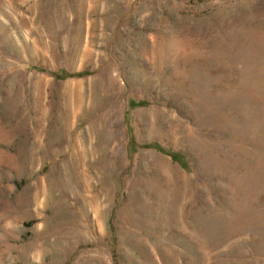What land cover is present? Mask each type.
<instances>
[{"label": "rangeland", "instance_id": "374dc122", "mask_svg": "<svg viewBox=\"0 0 264 264\" xmlns=\"http://www.w3.org/2000/svg\"><path fill=\"white\" fill-rule=\"evenodd\" d=\"M0 264H264V0H0Z\"/></svg>", "mask_w": 264, "mask_h": 264}, {"label": "trees", "instance_id": "16d2710c", "mask_svg": "<svg viewBox=\"0 0 264 264\" xmlns=\"http://www.w3.org/2000/svg\"><path fill=\"white\" fill-rule=\"evenodd\" d=\"M36 70L39 71H45L44 69L41 68H36ZM53 76H55V78L57 80H66L68 78H74V77H83V76H87L90 75L89 72H83V73H69L65 70H59L56 73H52ZM145 103H140V102H136L134 100H131L129 102V109L133 110L138 106L144 105ZM150 148H153L161 153L166 154L167 156H169L174 162L178 163L182 168L188 170L189 169V165L188 162L185 158V156H183L181 153H176V152H172L169 151L165 148H163L162 146L158 145V144H153L149 146Z\"/></svg>", "mask_w": 264, "mask_h": 264}]
</instances>
